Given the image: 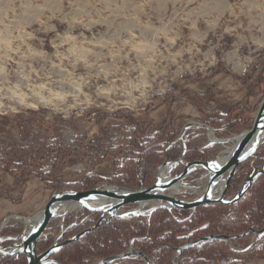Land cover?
Returning <instances> with one entry per match:
<instances>
[{"label":"rangeland","instance_id":"374dc122","mask_svg":"<svg viewBox=\"0 0 264 264\" xmlns=\"http://www.w3.org/2000/svg\"><path fill=\"white\" fill-rule=\"evenodd\" d=\"M246 90L253 96L250 103L244 96ZM263 96L264 0H0V115L8 117L0 119V165L6 162L5 143L30 145L58 134L66 146L76 147L59 180L87 189L84 179L88 175H121L123 161L131 157L128 151L138 152L129 143L135 123L140 125L136 141L142 143L145 127L161 122L164 106L170 110L189 103L200 111L198 116L182 119L170 114L178 133L180 120L195 124H207L211 117L227 120L230 109L231 116L243 110L240 122L253 121ZM246 113L251 116L243 117ZM96 122H101L100 127ZM230 145L216 144L210 159ZM263 156L264 142L247 165L260 169ZM12 161L10 172L0 173L15 174L22 192L29 190L32 178L41 181L46 197L58 191L53 189L58 188L56 180L45 174L51 167L50 156L43 153L35 163L25 155ZM27 168L44 175L52 188L37 175H24ZM182 168L177 165L169 176ZM204 173L196 169L184 180L203 185ZM239 173L244 180L249 169ZM240 183L226 198L236 193ZM5 184L6 180L0 181L2 195ZM103 184L115 185H99ZM197 192L186 190L178 196L193 198ZM42 203L23 217L35 215ZM83 213L87 226L95 223L96 217L82 208L57 214L46 229L55 240L65 227L64 218L73 222ZM17 216L4 227L15 224L23 230V220ZM193 232L184 233L180 245L199 236L224 233L218 226L191 238ZM130 240L123 238L118 253L127 250ZM3 241L0 244H10ZM223 242L235 250L232 241L231 246ZM246 243L260 252L236 254L242 259L239 263L263 259L259 258L264 252L260 238L255 240L251 232ZM188 255L180 258L174 251L171 264H194ZM148 258L153 264L155 253ZM100 259L91 257L84 264ZM224 261L212 259L204 264ZM139 262L145 261L135 256L111 264Z\"/></svg>","mask_w":264,"mask_h":264},{"label":"trees","instance_id":"16d2710c","mask_svg":"<svg viewBox=\"0 0 264 264\" xmlns=\"http://www.w3.org/2000/svg\"><path fill=\"white\" fill-rule=\"evenodd\" d=\"M201 97L206 96L200 94ZM233 109L226 114L229 119L221 117H211L204 125H186L180 134L175 132L176 122H171L170 112L157 129L145 127L144 141L138 143L135 135L138 132L139 124L136 122L131 131L129 143L132 147L138 149L137 153L128 151L131 157L125 159L122 163V173L116 178H105L100 175H88L84 181L87 188H94L101 183H113L124 188L150 187L155 182V172L157 168L168 160H175L183 154L182 161L189 162L195 160H206L208 157L201 148L202 142L206 141L204 131L209 127L218 137L230 136L239 133L242 130L249 129L252 125V119L247 118L239 121L243 110L231 119ZM108 116V115H106ZM128 117V116H127ZM0 119L7 120L8 117L0 115ZM130 120H133L130 118ZM101 122H96L100 127ZM76 151L75 146H66L61 140L60 135H54L50 138L42 137L37 142L30 145H20L12 142L4 144L3 158L6 161L0 165V171L10 172V164L21 155L30 157V162L35 163L37 159L45 153L51 158V167L46 175L56 180L58 189L80 190L84 186L74 184L66 185L61 183L58 178L61 169L66 166V160ZM252 159V158H250ZM247 161L240 165L238 172L231 178L227 188V194H232L242 176L240 171L249 169V173L258 169L247 165ZM23 163H16V166L22 167ZM31 166V165H29ZM24 175H37L48 188H52L43 178L44 175L36 173L33 169H24ZM99 218L98 212H90ZM65 232L62 238L66 240L87 227L88 222L84 220V213L78 215L73 222H68L64 218ZM206 223V226H203ZM220 227L221 232L233 235L231 238L235 250L230 249L222 240H210L201 245H194L185 249L179 254L180 258L185 255L193 256L194 264H204L212 259H224V264H236L242 261L236 254L250 252H260V249L252 245L243 250L249 243L245 240L249 238L251 231L261 229L264 226V173L259 175L249 186L247 191L239 198L234 205H225L222 203L204 204L197 207L192 213L188 210L160 207L154 210L150 216L133 215L124 217H115L109 223H101L96 229L85 234L82 238L64 244L60 249L51 254V258L60 264H84L88 258H105L118 253L122 248L123 238L133 239L134 246L147 257L155 253L156 259L153 264H171L172 255L184 240L183 234L194 230V236L201 233L204 229ZM248 233L240 235L246 231ZM22 232V227L5 226L0 230L2 236H12ZM54 237L46 229L43 235L37 241V251L41 252L47 249L53 243ZM3 243H11L6 239ZM260 246H264V234L260 237ZM264 258V252L259 256ZM25 255L16 256L3 255L0 264H26Z\"/></svg>","mask_w":264,"mask_h":264},{"label":"water","instance_id":"95a60500","mask_svg":"<svg viewBox=\"0 0 264 264\" xmlns=\"http://www.w3.org/2000/svg\"><path fill=\"white\" fill-rule=\"evenodd\" d=\"M213 133V131H212ZM222 141L233 144V149L228 158L224 161H219L218 155L210 160H195L184 162L181 159L169 160L160 165L155 172V182L150 187L124 188L119 185H99L94 188L82 190H61L54 192L41 209V219L38 225L31 231L27 232L24 224L21 233L5 237L10 240V244H0V253L3 255L16 256L23 254L26 257V264H60L50 256L52 253L60 249L64 244L76 241L82 238L85 234L96 229L101 223H109L115 217L146 215L150 214L157 208H179L188 210L191 213L199 206L204 204L222 203L225 205H234L239 198L247 191L251 183L261 174L264 173V166L255 172L249 173L241 183L236 193L230 198H226L227 188L231 178L238 172L239 167L245 161L255 157V152L262 142H264V96L253 118L252 125L238 134V137L223 138ZM264 161V156L261 157ZM173 161L175 166L182 164V171L173 176H169L162 180L159 175V170L168 162ZM218 167H212V165ZM200 166L205 170L204 176L206 180L203 185H196L186 182L184 179ZM180 183L186 190L198 191L197 196L193 198H183L178 196V193H169L167 190L174 184ZM222 183L219 193L218 186ZM102 199L106 202L105 205L93 206L90 201ZM68 202H76L81 209L84 208L90 212H98L99 218L97 221L84 228L76 235L63 240L65 230L60 231L59 235L53 243L44 251L38 252L36 245L39 238L43 235L48 227L49 222L58 214V210ZM151 203L147 208H140L143 204ZM138 204V207L124 210L127 205ZM62 216V221H63ZM20 218H24L20 216ZM3 226L0 227V230ZM248 231L240 234H246ZM255 240H258L264 234V226L259 230H253ZM233 235L227 233L207 234L199 236L196 239L185 242L175 249V253H182L185 249L203 244L210 240H222L231 246V238ZM248 245L243 250L250 248ZM139 256L146 264H151L150 259L141 251L127 250L125 252L116 253L108 257L100 259L96 264H111L121 259Z\"/></svg>","mask_w":264,"mask_h":264},{"label":"crops","instance_id":"0c3cea01","mask_svg":"<svg viewBox=\"0 0 264 264\" xmlns=\"http://www.w3.org/2000/svg\"><path fill=\"white\" fill-rule=\"evenodd\" d=\"M248 90H246V93L244 94L245 97L248 96V100L249 103L251 102V98L253 96H251L250 94L247 93ZM260 105V103H259ZM259 107V106H258ZM162 110L164 111L162 113V118L160 119L161 122L156 126L153 127V125H151V128H153L154 130L159 128L161 123L163 122V120L165 119V115L167 114V112L169 111L170 114L173 116V118H181L183 116H190V117H195L198 116V114H200V111L194 106V104H189L188 105H183L180 104L179 106L176 107H172L170 110L167 109L166 106H164L162 108ZM239 111V110H238ZM233 113V112H232ZM237 114V113H235ZM232 115V114H231ZM244 116H251L249 113H246V115H242ZM255 116V115H254ZM235 117V115L231 116V119H233ZM181 124L180 126H177V130H178V134L181 133L182 129L184 126L186 125H204V124H195L192 121L190 122H185V120H180ZM204 134L206 136V141L202 142L201 144V148L205 151L206 155H207V159H210V153L213 152V150L215 149L216 145L213 146H209L208 145V136H207V130L204 131ZM2 180H6L7 184L4 185V189H3V194H1L0 192V225L1 223H3L4 220H6L8 217H12L15 215H20V216H24L27 213H29L31 210L35 209L36 207H40L41 203L43 205L46 203V201L49 199V196H45V191L42 189V187H40L41 185V181H39L36 178H32L29 180L30 183V188H29V192L25 191L22 192L19 189L18 184L16 183V177L15 174H10L8 172L5 173H0V181ZM42 201V202H41ZM18 225V224H17ZM8 226H16L15 224H9ZM0 236L2 237V235L0 234ZM6 237V236H5ZM236 264H241L239 262H237ZM242 264H264V258L263 259H258V260H251Z\"/></svg>","mask_w":264,"mask_h":264},{"label":"bare ground","instance_id":"6f19581e","mask_svg":"<svg viewBox=\"0 0 264 264\" xmlns=\"http://www.w3.org/2000/svg\"><path fill=\"white\" fill-rule=\"evenodd\" d=\"M234 137H238V135H234ZM233 144L234 142H231L230 146H226L225 149L218 154V159L219 161H224L228 158V156L231 154L232 149H233ZM175 163L173 161L168 162L166 165H164L160 170H159V175L162 178V180L166 179L167 177H169V173L170 171L175 168ZM196 169H203L200 166H197ZM205 183V181H204ZM203 183V184H204ZM222 183L218 186L217 188V192L219 193L220 189H221ZM169 193H181L186 191V189L184 187H182V185L180 183H176L174 184L171 188H169L167 190ZM197 192V191H196ZM198 193V192H197ZM90 204L93 206H97V205H105L106 202L102 199L97 198L96 200L90 201ZM151 205V203H147V204H143L140 208H144L146 206L149 207ZM81 207L78 203L76 202H68L66 203L64 206H62L59 210H58V214L59 213H63L69 210H80ZM41 210L38 211L35 215H33L32 217H24L22 218L23 223L26 226V230L27 232L33 230L39 223L40 219H41ZM9 219V217L7 218V220ZM3 254V253H0Z\"/></svg>","mask_w":264,"mask_h":264},{"label":"built area","instance_id":"2783aa9c","mask_svg":"<svg viewBox=\"0 0 264 264\" xmlns=\"http://www.w3.org/2000/svg\"><path fill=\"white\" fill-rule=\"evenodd\" d=\"M207 136H208V145H209V146H213L214 144H217V143L221 142L222 139H223V138H221V137H218V136L214 135V134L212 133V130H211L209 127H207ZM182 158H183V154H181V155L178 157V159H181V160H182ZM17 217H20V216H17ZM9 219H10V217H9ZM6 221H7V219L2 223L1 226L4 227V225L6 224ZM1 226H0V227H1ZM62 230H65V227H64V226H62L61 231H62ZM0 239H2V240L4 239V240H5L6 238L0 236ZM127 250L136 251V250H135V247H134L133 240H130V241L128 242V248H127ZM127 250H126V251H127ZM186 258H187L188 260H192V256H191V255H188ZM137 264H145V262H139V263H137Z\"/></svg>","mask_w":264,"mask_h":264},{"label":"snow or ice","instance_id":"6c2138e0","mask_svg":"<svg viewBox=\"0 0 264 264\" xmlns=\"http://www.w3.org/2000/svg\"><path fill=\"white\" fill-rule=\"evenodd\" d=\"M212 167H218V165H215V164H214V165H212Z\"/></svg>","mask_w":264,"mask_h":264},{"label":"flooded vegetation","instance_id":"af4514ba","mask_svg":"<svg viewBox=\"0 0 264 264\" xmlns=\"http://www.w3.org/2000/svg\"><path fill=\"white\" fill-rule=\"evenodd\" d=\"M243 181H244V180H242V182H243ZM242 182H241V183H242ZM241 183H240V185H241ZM256 230H259V229H256ZM251 232H252V231H251Z\"/></svg>","mask_w":264,"mask_h":264}]
</instances>
